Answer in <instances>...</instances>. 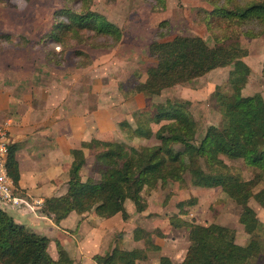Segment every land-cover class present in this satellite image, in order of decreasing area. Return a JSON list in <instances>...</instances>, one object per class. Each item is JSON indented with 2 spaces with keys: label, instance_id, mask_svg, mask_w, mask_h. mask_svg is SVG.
<instances>
[{
  "label": "trees",
  "instance_id": "trees-1",
  "mask_svg": "<svg viewBox=\"0 0 264 264\" xmlns=\"http://www.w3.org/2000/svg\"><path fill=\"white\" fill-rule=\"evenodd\" d=\"M147 1L155 11L167 7V0ZM203 1L211 9L199 7L197 16L215 45H209L199 35H175L168 39L170 21H161L149 46L155 63L147 68L146 79L129 91L133 96L142 94L144 105L134 125L123 120L120 128L129 139L155 138L158 143L134 145L117 138L83 141L80 147L71 149L73 161L67 192L46 198L42 210L56 224L72 211L78 214L93 211L101 217L120 213L127 219L128 201L141 213L145 211L146 196L170 181L187 183L189 175L193 186L220 187L241 208L239 222L249 238L240 244L233 228L182 218L181 214H188L184 206L194 204V200H182L178 203L180 213L170 217L173 227L188 229L189 245L179 264H264V222L252 205L254 201L264 208V186L258 189L264 183V96L260 92H244L251 75L243 60L248 51L234 41L241 36L264 35V0ZM93 4L94 0H62V7L54 12L51 31L34 43L42 45L47 64L63 66L66 52L73 49L77 65L84 66L90 55L80 47L109 49L122 41L123 29L94 10ZM6 37L16 47L23 45V36L17 41L11 34ZM225 66H233L226 81L228 87L217 86L213 94L223 116V126L209 125L198 141V123L190 100L167 98L165 105L159 106L153 98L167 88ZM85 149L94 151L93 175L87 178L81 173L86 166ZM16 150L17 146L11 144L7 167L18 187L20 167ZM225 158L242 160L253 169V177L245 179L240 169ZM6 209L0 204V264H73L74 259L60 245L55 259L49 252L50 238L16 221ZM133 239L143 241L144 245L128 249L124 247L125 232H115L110 249L95 255L94 260L98 264H137L148 260L151 251L161 250L153 241V233L141 226L133 230ZM161 264L173 263L162 256Z\"/></svg>",
  "mask_w": 264,
  "mask_h": 264
},
{
  "label": "rangeland",
  "instance_id": "rangeland-1",
  "mask_svg": "<svg viewBox=\"0 0 264 264\" xmlns=\"http://www.w3.org/2000/svg\"><path fill=\"white\" fill-rule=\"evenodd\" d=\"M75 6L79 7V3L76 2ZM60 7H62V0H0V76L3 75L10 82L12 81L10 85L0 86V101L5 99L13 89L12 92L15 91V93L27 91L44 95L52 87L53 91L58 93L60 111L72 110L71 105L75 107L74 103H76L78 105L76 109H80L86 115L90 114L89 119H92L98 114L97 108L104 107L107 117L102 122L108 125L109 129H113L111 138L117 137L134 145L158 143L155 138L144 141L129 139L120 128L119 123L123 120L134 125L144 105L143 95L133 97L129 91L146 79L147 68L155 63L150 55L149 46L161 21H170L168 39L175 35H199L209 45H215L206 25L197 16L199 7L211 9V6L203 0H167V7L164 10L155 11L151 9L147 0H94L93 9L123 29L122 41L116 47L109 49L80 47L90 55V61H87L88 64L84 66L77 65L72 54L73 49H70L66 52L67 60L64 65L55 67L46 63L42 45L34 43L51 31L54 12ZM6 34H11L16 41L23 36V45H19L21 47L12 45L13 42L6 37ZM234 41L248 51L243 60L249 65L251 75L244 92L246 94L260 92L264 96V35L258 38L241 36ZM52 45L60 50L56 44ZM232 68L233 66L216 68L189 82L167 88L153 99L159 106H164L167 98L190 100L191 111L198 123L197 139L199 141L205 135L209 125L223 126V116L213 94L217 86L228 87L226 81ZM64 75L66 78H63ZM20 76H25L23 78L25 81L17 87L12 77L20 78ZM30 79H34V85L28 82L31 81ZM62 79L66 82H62ZM51 80L55 87L50 84ZM61 88L66 91V94L69 93L65 99H61ZM15 104L16 102L11 99L0 102V106L14 107ZM90 123L91 134H97L101 127L94 124L92 120ZM87 152L89 153L88 162L82 170L84 178L93 175L91 166L94 151L88 149ZM225 161L240 169L245 179L253 177V169L242 160L225 158ZM187 180L184 184L170 181L153 195L146 196L145 211L142 213H138L135 205L128 201L127 209L134 214V221L123 223L120 218L117 221V228H123L126 231H132L135 225L142 224L146 230L153 233L156 241L162 243L161 250H153L149 253L150 257L146 264H161L162 256L171 258L177 264L184 257L189 245L188 229L176 228L170 224V217L180 213L178 203L182 200H194V204L184 206L188 214H181L182 218L201 224L216 222L226 225L235 229L238 243L245 244L248 241L249 235L239 222L241 208L220 187L193 186L189 175ZM262 186L264 183L258 189ZM252 205L264 222V208L254 201ZM157 230L160 234H157ZM138 243L141 245L144 242ZM124 245L132 247L134 243L127 237ZM50 252L56 255L55 245H52Z\"/></svg>",
  "mask_w": 264,
  "mask_h": 264
},
{
  "label": "crops",
  "instance_id": "crops-1",
  "mask_svg": "<svg viewBox=\"0 0 264 264\" xmlns=\"http://www.w3.org/2000/svg\"><path fill=\"white\" fill-rule=\"evenodd\" d=\"M64 77L66 78L65 75ZM23 78L25 76L12 77L15 86L23 84L25 81ZM34 79H30L31 81L28 82L34 85ZM62 82H66V80L62 79ZM10 83L12 81L10 82L3 75L0 76V86L4 87L5 84L10 85ZM50 84L55 87L52 80ZM46 85L49 84L46 83ZM60 90L61 99L67 98L69 93L66 94L63 88ZM12 91L3 100L11 99L16 104L14 107L0 106V125L9 123L11 144L17 146L16 156L20 167V180L19 186H15V189L16 194L22 197L27 204L13 206L0 202L1 206L6 207V210L14 216L16 221L27 225L39 234L48 236L50 238L49 252L52 245H55L56 255L50 252L55 259L58 258L60 245L74 259L73 264H98L94 260V256L104 254L110 249L111 238L117 231L125 232V240L127 237L132 239L134 245L126 248L142 247L144 243L140 245L133 239V230L138 226L144 228L142 224L135 225L132 231L117 228L116 224L119 218L123 223L134 221V214L129 210L127 219H123L120 213L113 217H101L93 211L84 214L72 211L60 224H56L52 216L42 210L46 198L61 196L67 192L69 168L73 161L71 149L80 147L83 141H89L92 138L104 140L117 138H111L110 134L113 129H109L108 125L102 122L107 117L104 107L97 108L98 118L93 114L95 118L89 119L90 114L86 115L80 109H76L78 106L76 103H74L75 107L71 105L72 110L60 111L58 93L53 91L52 87L44 95L27 91L19 93ZM138 95L142 96V94L135 96ZM64 112L68 113L64 115ZM90 120L101 127L97 134H91ZM87 150L85 149L86 164L89 155ZM153 241L159 244L162 249L161 242L154 238ZM170 260L175 264L171 258ZM146 261H139L137 264H146Z\"/></svg>",
  "mask_w": 264,
  "mask_h": 264
},
{
  "label": "built area",
  "instance_id": "built-area-1",
  "mask_svg": "<svg viewBox=\"0 0 264 264\" xmlns=\"http://www.w3.org/2000/svg\"><path fill=\"white\" fill-rule=\"evenodd\" d=\"M9 123L0 127V202L20 206L27 204L26 201L16 194L13 179L8 173L7 161L11 145Z\"/></svg>",
  "mask_w": 264,
  "mask_h": 264
}]
</instances>
